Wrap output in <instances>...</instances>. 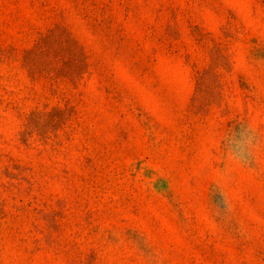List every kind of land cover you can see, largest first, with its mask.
<instances>
[{
    "label": "rangeland",
    "instance_id": "374dc122",
    "mask_svg": "<svg viewBox=\"0 0 264 264\" xmlns=\"http://www.w3.org/2000/svg\"><path fill=\"white\" fill-rule=\"evenodd\" d=\"M0 264H264V0H0Z\"/></svg>",
    "mask_w": 264,
    "mask_h": 264
}]
</instances>
